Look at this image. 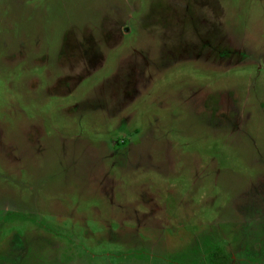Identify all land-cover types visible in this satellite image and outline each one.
<instances>
[{
	"label": "rangeland",
	"instance_id": "1",
	"mask_svg": "<svg viewBox=\"0 0 264 264\" xmlns=\"http://www.w3.org/2000/svg\"><path fill=\"white\" fill-rule=\"evenodd\" d=\"M264 264V0H0V264Z\"/></svg>",
	"mask_w": 264,
	"mask_h": 264
},
{
	"label": "trees",
	"instance_id": "2",
	"mask_svg": "<svg viewBox=\"0 0 264 264\" xmlns=\"http://www.w3.org/2000/svg\"><path fill=\"white\" fill-rule=\"evenodd\" d=\"M226 259H227V255L220 247L215 248L211 252L210 257H209V261L212 264H224Z\"/></svg>",
	"mask_w": 264,
	"mask_h": 264
}]
</instances>
